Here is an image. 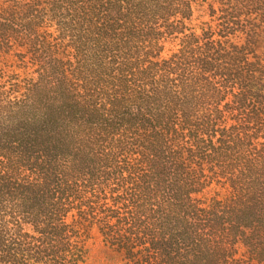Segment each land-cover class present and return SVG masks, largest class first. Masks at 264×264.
<instances>
[{
	"label": "trees",
	"instance_id": "trees-1",
	"mask_svg": "<svg viewBox=\"0 0 264 264\" xmlns=\"http://www.w3.org/2000/svg\"><path fill=\"white\" fill-rule=\"evenodd\" d=\"M94 233L264 264V0H0V264H87Z\"/></svg>",
	"mask_w": 264,
	"mask_h": 264
},
{
	"label": "rangeland",
	"instance_id": "rangeland-1",
	"mask_svg": "<svg viewBox=\"0 0 264 264\" xmlns=\"http://www.w3.org/2000/svg\"><path fill=\"white\" fill-rule=\"evenodd\" d=\"M90 247L91 253L87 264H123L113 252L104 247L101 237L96 233L90 241Z\"/></svg>",
	"mask_w": 264,
	"mask_h": 264
}]
</instances>
